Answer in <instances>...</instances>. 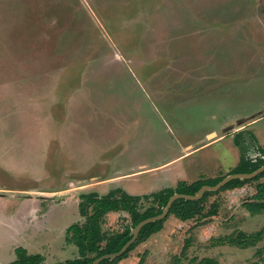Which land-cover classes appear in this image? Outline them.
<instances>
[{
	"label": "rangeland",
	"instance_id": "1",
	"mask_svg": "<svg viewBox=\"0 0 264 264\" xmlns=\"http://www.w3.org/2000/svg\"><path fill=\"white\" fill-rule=\"evenodd\" d=\"M138 84L150 100L141 99ZM261 105L264 0H0V189L14 194L0 197V260L25 244L50 247L46 264L51 251L63 254L59 261L77 254L67 242L75 204L32 203L25 191L116 174V156L133 134L148 126L164 137L163 119L194 133L187 144L213 124L222 130L239 115L256 119ZM237 137L236 150L222 142L100 189L145 196L180 191L181 183L214 186L241 172L243 155L261 158L264 135L261 145L254 132ZM148 154L164 161L173 152ZM137 157L144 156L132 161ZM232 191L208 200L207 210L219 204L216 217L170 216L114 264H264V215L251 216L243 204L252 196ZM130 225L129 217L113 215L103 229L112 236ZM240 233L248 248L227 243Z\"/></svg>",
	"mask_w": 264,
	"mask_h": 264
},
{
	"label": "trees",
	"instance_id": "2",
	"mask_svg": "<svg viewBox=\"0 0 264 264\" xmlns=\"http://www.w3.org/2000/svg\"><path fill=\"white\" fill-rule=\"evenodd\" d=\"M238 137H236V140ZM238 142V141H237ZM264 155V151L262 152ZM244 157V155H243ZM240 162V167L237 168L241 172L239 173H252L264 165V158L258 160L244 159ZM246 158V157H245ZM223 179V178H222ZM222 179L217 181L219 183ZM264 173L251 180H234L223 187L218 192H207L202 199L198 201L177 200L168 216L158 222L150 223L146 225L138 240L129 248V250L122 256L114 260H106L101 264H114L122 259L128 257L129 253L135 249L138 245L146 242L154 234L162 231L164 223L170 218V216L176 219L187 222L192 220H202L204 222L216 217L219 214V204L214 202L207 210L208 200L222 191L234 190L242 188L247 184L258 182L255 186L256 193L243 204V208L251 216L264 215ZM202 185L188 188L184 183L180 184V191H174L172 189L166 192H160L145 196H133L121 189L111 191L107 195L100 196L97 193L81 195L79 212L84 218L83 223H75L68 228L67 242L74 244L78 250V256L74 259H69L65 262L56 264H92L99 257L119 252L132 238V230L140 224L142 221L160 215L166 207L169 199L174 194H188L195 195ZM143 202H151L149 208H144ZM110 213H118L123 217H129L131 225L126 226L122 232L108 235L104 229V222L106 217ZM249 237L244 233H240L236 236H229L227 243L232 246H240L242 248H248ZM224 239H220L218 244H222ZM225 241V240H224ZM16 260L9 264H43L45 258L41 254H29L28 251L19 247L15 250ZM198 264H212L210 261L203 259Z\"/></svg>",
	"mask_w": 264,
	"mask_h": 264
},
{
	"label": "crops",
	"instance_id": "3",
	"mask_svg": "<svg viewBox=\"0 0 264 264\" xmlns=\"http://www.w3.org/2000/svg\"><path fill=\"white\" fill-rule=\"evenodd\" d=\"M138 93L141 96V99L150 100L151 98L146 94L145 90L138 84ZM206 104V103H204ZM151 105V110L155 112V115L159 114L158 108L153 105ZM185 105V104H183ZM263 105H261L262 108ZM262 112L259 117L256 119L249 120L247 118V115H239L240 118L235 122L234 124L224 127L222 130H217L214 128V124L210 127H207L202 134L204 135L200 139L194 138L195 140H191L190 143H185L187 141V137H194V133L192 131H188L186 128H178L175 126L174 122L173 124L168 120H161L162 124L164 126L163 130L165 131V136L161 137L159 135H152L150 133V127H145L143 130L145 133L137 135L133 134V137L136 139L133 141L130 145V147H127L128 150L124 149L123 151H120L118 155L116 156V160L118 161L115 168L116 171H118L116 174L110 175L106 179L101 178H91L86 180H74L69 181L66 185L62 187H56L55 189H39V190H33V191H25L23 194L25 195V199L31 200L32 203H42L44 205V202L48 200L50 203L51 201H56L57 203L61 202L62 205L66 204H72L74 205L73 211H75V220L76 222L70 223L67 226H71L75 223H83L84 218L80 215L79 212V204H80V197L84 194H91V193H97L100 196L105 195L107 191L101 190L100 188L104 185H110L115 184L123 179H129L133 178L134 176L144 174V173H153V172H159L160 170L165 169L166 167L172 165L173 163L180 161L188 156H190L193 152L198 151L200 149L206 148V147H212L214 145H217L222 142H227L231 148L236 150L235 141L238 134H247L249 132H254L255 136L257 137V140L259 144L261 145V139L260 137L264 135V106L263 109L260 111ZM259 112V113H260ZM252 115H250L251 118ZM238 116H236L237 118ZM158 118L160 119L161 116L158 115ZM214 122V120H212ZM149 125V124H148ZM181 125H185L182 123ZM262 126L263 128H259V126ZM168 136V138H166ZM142 137L144 138L142 140ZM184 138H186L185 141ZM140 140V141H137ZM157 148V149H156ZM172 151V157L166 158L165 160L161 161L160 159H146V155L148 152H150V155H153L154 157H160L162 155L163 151ZM136 151V153H135ZM233 151V150H232ZM241 153L240 151H238ZM141 154L144 156L143 158L137 157L135 159V162L132 161L133 156H137ZM241 155V154H240ZM118 188V187H116ZM122 190V189H121ZM125 191V190H123ZM126 192V191H125ZM233 194H243L247 193L251 196H253L256 193L254 186H244L242 188L234 189L232 191ZM17 194V193H16ZM11 194V192H3L0 189V197H8ZM150 195V194H149ZM45 200V201H44ZM55 202V203H56ZM47 204V202H46ZM41 212V211H40ZM38 212V213H40ZM70 213V212H69ZM68 214H65V217L69 216ZM113 215H121L116 213H110L107 217L113 216ZM106 217V219H107ZM20 247V246H19ZM21 247H24L29 254H40L42 253L45 256V251L51 248H45L39 249L33 246V244H25ZM41 254V255H42ZM53 256V260L50 259L49 264H56L60 262L65 261H59L61 259H64L62 257L63 254L57 255L56 252ZM78 256V250L77 254L73 255L72 259L76 258ZM16 254H13V251H10V254L7 255V258H3L0 260V264H9L16 260ZM50 258V256L48 257ZM47 258V259H48ZM68 259V258H66ZM69 260V259H68ZM58 261V262H57ZM43 264H46V259Z\"/></svg>",
	"mask_w": 264,
	"mask_h": 264
},
{
	"label": "water",
	"instance_id": "4",
	"mask_svg": "<svg viewBox=\"0 0 264 264\" xmlns=\"http://www.w3.org/2000/svg\"><path fill=\"white\" fill-rule=\"evenodd\" d=\"M262 173H264V165L252 173L232 174V175H229V176L223 178L219 183H217L214 186H203L195 195L174 194L169 199L166 207L164 208L163 212L160 215L154 216V217H151V218H148V219L142 221L140 224H138L132 230L131 240L119 252L103 255V256L99 257L98 259H96L92 264H101L102 262H104L106 260H114V259H117L119 257H122L129 250V248L138 240V237H139L142 229L150 223H154V222L164 220L168 216L173 204L177 200L184 199V200L198 201V200L203 198L205 193H207V192H218L223 187H225L227 184H229L231 181H234V180H251V179H254V178L260 176Z\"/></svg>",
	"mask_w": 264,
	"mask_h": 264
},
{
	"label": "flooded vegetation",
	"instance_id": "5",
	"mask_svg": "<svg viewBox=\"0 0 264 264\" xmlns=\"http://www.w3.org/2000/svg\"><path fill=\"white\" fill-rule=\"evenodd\" d=\"M257 113H258V112H257ZM252 115H255V114H252ZM238 135H239V134H238ZM238 135H237V136H238ZM261 158H264V155H263V154L261 155Z\"/></svg>",
	"mask_w": 264,
	"mask_h": 264
}]
</instances>
